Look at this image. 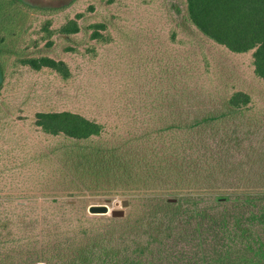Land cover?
Here are the masks:
<instances>
[{"label":"rangeland","instance_id":"1","mask_svg":"<svg viewBox=\"0 0 264 264\" xmlns=\"http://www.w3.org/2000/svg\"><path fill=\"white\" fill-rule=\"evenodd\" d=\"M68 21L77 34L58 33ZM97 24L104 29L93 40ZM40 57L63 62L67 78L19 63ZM252 63L251 52L234 55L200 35L186 20L185 0H0V224L9 227L0 240H39L65 190L68 141L43 133L36 114L70 112L99 124L101 136L80 147L122 154L141 173L144 158L163 166L177 154L198 159L206 152L200 147L242 140L228 131L247 127L256 131L249 145L263 142L264 82ZM239 92L250 98L241 113L191 129L223 113ZM233 156L223 154L226 162ZM82 181L78 197L64 200L76 202L79 216L102 218L87 208L105 196ZM109 200L110 210L130 203L125 218L137 210L131 196Z\"/></svg>","mask_w":264,"mask_h":264},{"label":"trees","instance_id":"2","mask_svg":"<svg viewBox=\"0 0 264 264\" xmlns=\"http://www.w3.org/2000/svg\"><path fill=\"white\" fill-rule=\"evenodd\" d=\"M185 3L186 20L200 35L231 54L251 52L254 74L264 82V0ZM91 28V39H100L96 29L104 26ZM78 32L75 21L58 31L65 36ZM19 63L36 72L46 68L63 79L68 76L63 62L47 57ZM249 104L248 95L235 93L227 101L228 109L197 119L191 129L218 125ZM35 118L43 133L68 141L63 202L48 210L39 240H0V264H264V136L263 142L249 145L256 131H228L242 140L234 146L200 147L206 152L198 159L177 154L163 166L144 158L146 169L140 173L139 165L128 163L122 154L80 147L101 136L99 124L70 112L40 113ZM228 151L234 156L226 162L223 154ZM82 178L106 201L133 197L137 210L121 219L79 216L76 202L64 199L78 197L75 188L83 184ZM8 229L0 224V233Z\"/></svg>","mask_w":264,"mask_h":264},{"label":"water","instance_id":"3","mask_svg":"<svg viewBox=\"0 0 264 264\" xmlns=\"http://www.w3.org/2000/svg\"><path fill=\"white\" fill-rule=\"evenodd\" d=\"M111 200L105 201L101 205H90L87 208V213L90 216H107L109 215L114 219H121L125 216V210L129 207V202L127 200L119 202H114V207L116 209L110 210L108 205L111 204Z\"/></svg>","mask_w":264,"mask_h":264}]
</instances>
